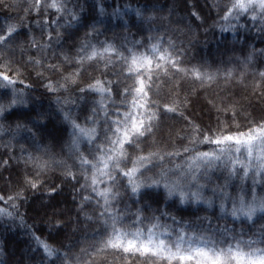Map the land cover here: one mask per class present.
<instances>
[{
    "label": "snow or ice",
    "instance_id": "6c2138e0",
    "mask_svg": "<svg viewBox=\"0 0 264 264\" xmlns=\"http://www.w3.org/2000/svg\"><path fill=\"white\" fill-rule=\"evenodd\" d=\"M69 3L70 0H32L24 7L26 17L35 14V20L28 21L27 32L21 30L23 23L0 29V54L11 53L0 64L3 69L0 71V118L6 120L28 104L25 93L28 85L23 78L26 69L14 61L16 49L23 56L27 43L37 54L46 53L53 44L66 42L62 35L71 39L69 30L80 25L82 6L69 7ZM213 7L224 22L222 31L235 30L239 21L247 17L264 32V0H227L223 7ZM136 12L142 17L139 9ZM189 15L202 19L195 6ZM33 23L40 30L39 41L29 35L35 30ZM87 27L90 30L79 38L78 44H73L74 54L64 53L60 63L47 64L53 72H62L64 64L74 65L72 71L62 75L60 81L48 80L45 87L57 92L76 86L80 92L94 93L100 98L98 107L91 109L83 123L71 110L64 111L63 119L70 129L65 147L77 162L83 182L77 180L76 173L67 165L64 167L66 174L80 184L82 202L95 200L96 219L103 230L99 233L98 246L94 245L92 251L82 248L81 255L76 256L70 255L71 249L61 252L34 235L45 256L55 258L50 264L56 261L93 264L96 255L108 254L109 250L121 259L143 257L146 264L148 261L151 264H264V224L247 238L243 228L245 224L255 226L257 219L264 220V195H257V185L264 187V115L244 128L237 125L236 131L204 129L187 115V98L181 99L178 91L179 82L185 80L199 82L201 87H210L221 77L228 82L234 76L233 70L216 68L213 71L204 63L192 64L186 49L177 47L171 37L165 39L163 34L149 36L130 47H118L109 40H98L101 33L95 24ZM25 64L44 67L46 61L30 56ZM88 68L100 71V77H90L84 87H79L78 80ZM109 72L115 80L108 76ZM259 75L264 78V72ZM18 83L24 88H17ZM209 103L220 110L214 101ZM37 116L45 118L44 113ZM165 117L185 122L190 131L181 140L186 142L173 144L170 149L154 142L152 149L145 151L143 145L155 136ZM35 123L33 118L20 113L16 116V133L23 130L35 138L33 127L29 126ZM0 131H3L2 125ZM84 144L87 147L82 149ZM24 162L31 165L33 174L25 173L11 195H0V201L12 209L27 199L28 189L39 187L45 172L63 163L47 148L35 156L28 154ZM217 172L221 175L216 179H222L223 183L216 184L212 197H208L205 190ZM236 180L241 184L237 186V194L232 195L227 189ZM120 189L133 200L135 211L127 203L120 207ZM161 190L164 205L153 209V202L160 203ZM168 200H174L177 210L178 206L189 204L206 205L209 209L218 207L217 223H213L211 216L198 217L199 222L177 220L169 211ZM146 211L151 215H145ZM12 215L8 208H0V216ZM237 223L242 225L239 230L235 227Z\"/></svg>",
    "mask_w": 264,
    "mask_h": 264
},
{
    "label": "trees",
    "instance_id": "16d2710c",
    "mask_svg": "<svg viewBox=\"0 0 264 264\" xmlns=\"http://www.w3.org/2000/svg\"><path fill=\"white\" fill-rule=\"evenodd\" d=\"M31 2L32 0H3V3H0V29L6 30L10 24L20 26L23 23L24 27L21 30L27 32L28 21L35 20V14L26 17L24 12V7ZM226 2L227 0H70L69 7L73 4L82 6L80 25L69 30L72 33L71 39L62 35V40L66 42L62 45L53 44L46 53L37 54L27 43L24 44L23 56L20 49H16L13 59L26 69L23 78L28 85L25 89L28 104L18 109L8 119L0 118V125L3 127V131H0V195L5 197L11 195L17 190L18 183L25 173L33 174L31 165H26L24 162L28 154L35 156L42 149L47 148L63 163L56 164L45 172L40 177L41 184L37 189L27 190V199L20 201L18 208L12 209L9 204L0 201V208H8L13 212L11 217L0 216V264H50L55 258L45 256L43 249L37 245L34 235L61 252L71 249L72 256L81 255L82 248L92 251L93 246L97 245L100 239L99 233L103 228L96 219L98 207L95 200L90 203L82 202V190L77 183V180L83 182L82 176L77 162L65 147L70 129L63 119L64 111L71 110L72 114L83 123L84 117L91 109L94 106L98 107L100 98L94 93H82L76 86L70 87L68 91L61 89L57 92H50L45 87L48 80L60 81L62 75L72 71L74 65L64 64L62 72H53L47 64L60 63L64 53L74 54L73 44L74 42L78 44L79 38H83L85 32L90 30L87 26L95 24L98 32L101 33L97 39L109 40L118 47L121 45L130 47L133 43L146 41L149 36L163 34L165 39L171 37L177 47L186 49L192 64L204 63L213 71L216 68L232 69L234 76L230 81L225 82L221 77L210 87H201L199 82L194 83L191 80L179 82L180 97L181 99L186 97L188 101L187 115L202 128H211L214 131L218 128L236 131L237 125L244 128L250 121L258 120L264 115V109H261L260 115L256 118L248 117V111L244 106L243 111L241 105L235 102L238 96L246 93L264 100V78L259 75L260 72H264V32L253 26L247 17L239 21L235 30L222 31L221 24L224 22L220 20L217 9L213 6L223 7ZM5 4L12 7H5ZM194 6L200 10L202 19L190 17L189 13ZM137 9L142 12V17L137 15ZM76 10L80 11V7ZM32 27L35 30L29 35L35 36L38 41L41 40L39 28L34 23ZM61 32L63 33L64 30L62 29ZM21 40L23 41L24 38L21 37ZM69 49L73 51L69 52ZM9 55L11 53L0 54V64ZM30 56L43 58L46 61L45 66L33 67L25 64ZM248 57L251 59L248 60ZM0 71L3 69L0 68ZM93 76L99 78L100 71L88 68L87 71L82 72L78 80L79 87H84L85 82ZM108 76L115 80L111 72ZM16 87L24 88V85L18 83ZM201 99L212 100L218 107L221 104L220 112L223 119L220 122L222 123H214L211 117L201 113L203 106ZM116 104H120L118 97ZM225 107L227 111L224 110ZM237 108L241 112V117L237 114ZM233 112L236 113L235 116ZM20 113H25L36 121L35 126L29 125L36 133L35 138L31 133L23 130L16 133V116ZM39 113H44L45 118L39 119L37 116ZM188 131L190 129L185 127L184 121L165 117L155 136L143 147L145 151L151 150L155 142L170 149L173 144L186 142V140L182 141L181 137ZM86 147V144L81 145L82 149ZM3 161L8 163L5 165ZM64 165L76 173L77 180L66 174ZM219 175H221L219 172L213 175L205 190L206 196L212 197V188L216 184L223 183L222 179H216ZM240 184L241 181H234L227 191L236 195L237 186ZM247 185L249 187L252 185L251 179L247 181ZM52 188L56 191L52 192ZM119 191L122 201L120 207L127 203L132 211H135L136 205L133 200L129 199L123 189ZM257 195H264V187L257 185ZM159 201V204L152 203L153 209L164 205L162 190ZM167 203L169 211L177 220L199 222L198 217L211 216L213 223H217L215 214L218 213V207L209 209L206 205L189 204L178 206L179 210H177L174 200H168ZM216 203L218 205V200ZM82 207L83 211H81ZM144 214L151 215V212L146 211ZM219 223L223 224L224 221ZM262 224L264 220L257 219L255 226L243 225L245 238L252 232H258ZM235 227L239 230L242 225L237 223ZM56 264L60 262L56 261ZM93 264H146V262L143 257L121 259L119 256H113L109 250L108 254L96 255ZM147 264L151 262L148 261Z\"/></svg>",
    "mask_w": 264,
    "mask_h": 264
},
{
    "label": "rangeland",
    "instance_id": "374dc122",
    "mask_svg": "<svg viewBox=\"0 0 264 264\" xmlns=\"http://www.w3.org/2000/svg\"><path fill=\"white\" fill-rule=\"evenodd\" d=\"M200 101L203 103L201 113L204 115L206 114L209 117H211L215 121V122L213 121L214 123H222L220 122V120H222L223 117L221 116L222 113L220 112V110L218 111L217 109H215L217 107H213V105L209 103V99H201ZM235 102L237 105L239 106L241 105L242 110L244 106V109L248 111L247 112L248 117L253 116V118H256L257 116L260 115L261 109H264V103H263L264 100L254 98V96L250 95V93H246L244 95L238 96ZM219 107L222 108L221 104H219ZM237 111H238L237 114L240 116L241 112L238 108H237ZM224 122L226 123L225 118H224ZM234 122H236V119Z\"/></svg>",
    "mask_w": 264,
    "mask_h": 264
}]
</instances>
